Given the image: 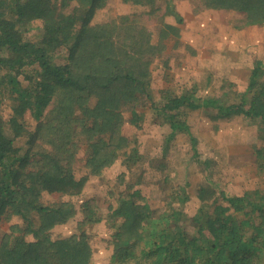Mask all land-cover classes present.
Masks as SVG:
<instances>
[{
    "label": "trees",
    "instance_id": "trees-1",
    "mask_svg": "<svg viewBox=\"0 0 264 264\" xmlns=\"http://www.w3.org/2000/svg\"><path fill=\"white\" fill-rule=\"evenodd\" d=\"M108 1L0 0V220L16 216L23 221L0 240V264H91L86 234L52 240L51 230L66 223L72 211L68 205L45 206L42 194L69 186L75 192L80 183L73 163L82 145L94 175L114 165L127 146L128 139L120 136L124 111L131 112L130 122L138 126L135 106L142 96L150 97L151 67L162 41L180 32L166 24L155 47L143 16L93 25ZM122 1L150 5L148 16L160 11L156 0ZM73 3L78 7L67 12ZM204 6L243 12L250 25L264 23V0H204ZM169 9L164 15L181 21ZM261 71L258 64L252 72L247 106L216 105L188 93L166 98L159 109L164 123L173 133L190 136L192 160L207 170V184L198 192L202 203L194 216H187L181 208L187 196L178 194V211L155 216L148 204L119 198L112 212L117 220L111 225L113 264H264V193L216 194L209 162L177 113L208 108L227 119L240 112L257 123L264 141ZM5 102L11 111L7 118ZM18 139L25 140L21 151ZM140 158L136 148L125 163L136 165ZM258 165L264 170V148Z\"/></svg>",
    "mask_w": 264,
    "mask_h": 264
},
{
    "label": "rangeland",
    "instance_id": "rangeland-1",
    "mask_svg": "<svg viewBox=\"0 0 264 264\" xmlns=\"http://www.w3.org/2000/svg\"><path fill=\"white\" fill-rule=\"evenodd\" d=\"M156 2L160 11L148 16L152 11L150 5L109 0L92 22L99 25L118 17L143 16L142 23L151 32L155 47L166 24L180 29L178 36L169 31L171 38L162 41L164 47L154 59L150 97L142 96L135 106L140 117L138 126L130 122L131 112L124 111L120 136L128 139L126 148L119 152L112 167L94 175L86 166L89 151L82 145L73 163L75 179L80 183L75 192H69V186L62 191H45L41 197L45 206H69L71 218L53 228L50 237L56 241L86 234L92 248L91 264H113L111 225L117 220L112 212L122 196L136 201L137 206L148 204L155 216L165 210L178 211L180 195L187 196L181 207L187 216H194L201 206L198 192L207 184V170L192 160L190 136L173 133L164 123L159 109L166 98L188 93L216 105L247 106L248 86L258 64L262 68L260 83L264 84V23L250 25L245 13L232 9H206L204 0ZM75 7L78 6L73 3L67 12ZM168 7L181 16V21L175 15H164ZM36 37L37 34L33 35ZM7 105L5 102L3 106L5 118L11 114ZM216 112L208 108L177 112L190 127L198 153L209 162V177L218 191L216 194L264 193V170L258 165L264 141L257 123L240 112L227 119L219 118ZM24 147L25 140L18 139L17 150ZM136 148L141 158L136 165L126 164V155ZM134 192H139V196H134ZM22 224V219L16 216L2 218L0 240ZM26 240L33 241V237Z\"/></svg>",
    "mask_w": 264,
    "mask_h": 264
}]
</instances>
